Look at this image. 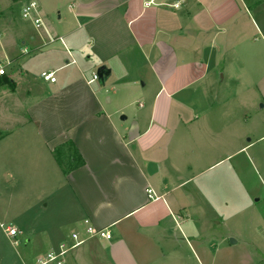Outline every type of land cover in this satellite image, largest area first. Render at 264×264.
Listing matches in <instances>:
<instances>
[{"label": "crops", "instance_id": "0c3cea01", "mask_svg": "<svg viewBox=\"0 0 264 264\" xmlns=\"http://www.w3.org/2000/svg\"><path fill=\"white\" fill-rule=\"evenodd\" d=\"M56 1L57 24L42 22L28 38L29 52L11 43L0 55L15 60L44 52L49 62L40 73L54 72L52 84L25 70L6 78L13 84L10 93H22L6 110L25 114L27 128L8 130L0 139H12L4 151L10 168L21 159L26 137L33 139L31 162L45 172L36 187L56 200L52 232L74 228L50 250L72 244L73 233L83 237L80 226L88 220L111 236L90 237L70 250L65 257L71 264H259L239 241L228 242L230 228L216 230L232 219L225 213L230 197L213 196L219 185L229 195L231 153L211 114L221 105L222 125L220 111L229 100L209 96L226 79L221 74L219 81L218 66L237 73L231 69L232 44L248 41L243 58L249 53L253 59L255 44L264 43L263 2L253 0L249 7L246 0H158L150 6L149 0ZM22 49L27 53L20 54ZM100 66L110 73L93 89L95 83L87 82ZM106 86L118 106L128 102L130 115L116 119L119 110L105 107L114 99L101 101L100 88ZM69 140L83 165L64 175L51 150ZM31 162H24L22 173Z\"/></svg>", "mask_w": 264, "mask_h": 264}, {"label": "rangeland", "instance_id": "374dc122", "mask_svg": "<svg viewBox=\"0 0 264 264\" xmlns=\"http://www.w3.org/2000/svg\"><path fill=\"white\" fill-rule=\"evenodd\" d=\"M258 1H262L264 6V0H254V2ZM30 2H35L37 7L31 11L30 18L23 19L22 9L28 6ZM57 2L56 0H0V55L1 49L11 43L26 46L29 52L27 47L28 38L34 36L37 31V27L32 24L31 18H39L40 24L38 27H41L42 22H49L52 26H55L59 12ZM246 2L251 7L250 4L253 0H246ZM260 14L264 18V12ZM238 44H232L234 46L231 49L230 56L234 59L230 61L232 68L229 67L232 71L236 70L237 73L229 75L226 66L223 68L218 66L219 70L216 71L219 81L221 74H224L226 79L221 84L217 82L218 86L214 91H210L209 96L210 98L214 97L215 100H229V103L220 111L225 112V115H219L224 121L222 125L217 123V111L221 105H216L211 114L215 119L216 132L224 131V141L225 143L229 142L231 153L229 195L227 186L221 187L219 185L218 188L216 186L213 196L216 200L223 197V195L225 198L230 197L229 209L225 213H231L232 219H229L230 224L215 225L216 230L222 232L230 228L232 235L230 239L234 241L236 239L241 245L245 246L252 260L264 264V93L261 95L259 91L260 82L264 80V43L259 41L255 44L256 50L259 49L255 50L256 56L253 59L249 53L246 58H243V46L245 47L243 44L250 43L244 41L241 43L242 45ZM235 52H237V57H234ZM225 55V52L221 53V65L225 60ZM48 62L49 60L47 56H44V52H37L36 55L28 53L15 59L8 67L7 73L14 76L16 71L25 70L36 81H39L38 74L47 66ZM96 86L95 83L92 88L94 89ZM0 88H4L0 89L1 139L6 131L20 129L21 127L24 130L27 126L25 127L23 122L25 116V114H22L23 109L21 107L23 104L21 107L14 106L23 116L15 113L12 115V112L10 115L6 110L13 107V101L21 97L22 93L20 91L17 94L14 93L15 95L10 93L8 90H12L13 86L4 82L0 83ZM112 96L113 93L109 91L107 86L100 88L99 97L103 104L106 102V97L113 99ZM112 101H115V104L111 102L109 105H105L108 110L112 112L123 110L114 114L116 119H119L126 111L130 115L125 106L128 102L122 105L123 109L118 106L115 98ZM17 102L20 103L19 100ZM26 139L20 148L19 155L21 159L11 168L9 167V161L6 159L4 161V151L10 150L12 139L0 142V264H37V259L41 255H45L53 245L60 241V238H66L74 231L72 226L64 225L60 227L58 235L52 232L57 220L55 218L56 213L51 209V205L56 200L54 197H50L49 194L41 195L40 188L36 187V184L40 183V176L45 172L36 170L37 164L31 162L34 160V153L29 152V149L33 139L28 137ZM219 141V137H216V142ZM71 144L75 147L72 142ZM246 145L248 147L240 152L239 149ZM60 157L61 162L67 164L68 160L66 158L68 155L63 156L62 154ZM24 162L26 164L31 163L27 166L29 167L28 171L23 170L22 173L20 167L24 165ZM82 165L78 166L77 169ZM13 169H16V171H13ZM215 173H217V169ZM14 176L18 180L15 181ZM217 180L218 178L215 177V181ZM82 226L83 223L80 229H82ZM10 227L20 231L15 239L8 238L4 232L6 228ZM15 240L18 242L17 245ZM67 256H70V254ZM68 258L64 256L63 264H71Z\"/></svg>", "mask_w": 264, "mask_h": 264}, {"label": "built area", "instance_id": "2783aa9c", "mask_svg": "<svg viewBox=\"0 0 264 264\" xmlns=\"http://www.w3.org/2000/svg\"><path fill=\"white\" fill-rule=\"evenodd\" d=\"M157 1L158 0H149L148 2L145 3V5L150 6L151 4L156 3ZM36 7L37 6L35 2H30L28 6L22 9V18L23 19L30 18L31 11L35 10ZM172 7L178 8L179 4L175 3ZM31 21L35 27H38V25L40 24V20L37 17L34 18L32 17ZM26 53L27 51L25 49H22L20 51V54H26ZM68 54L70 55L69 52ZM13 61H14V57L9 53H4V55L0 56V82L3 79L8 78L9 75L7 73V69L13 63ZM74 63H75L74 60H71L69 64H74ZM39 76L43 82H47L50 84L55 82L54 72H42L40 73ZM97 81H98V77L96 75V72H92L87 84L90 85ZM82 223L84 228L83 237L80 236L78 233H73L70 237L72 240V244L68 245L67 243L62 242L57 246L56 249L49 250L45 253V255L38 258L36 261L37 264H62L64 256L68 252H70V250L85 242L86 239L90 237H98L99 239L102 240H108L111 236V233L107 228L97 229L93 227L88 220H84ZM4 232L10 239H15L19 235L18 230L14 228H6ZM17 243H18L17 240H15L16 245Z\"/></svg>", "mask_w": 264, "mask_h": 264}, {"label": "trees", "instance_id": "16d2710c", "mask_svg": "<svg viewBox=\"0 0 264 264\" xmlns=\"http://www.w3.org/2000/svg\"><path fill=\"white\" fill-rule=\"evenodd\" d=\"M1 82H4L10 86H13V84L6 78L3 79ZM65 143L62 144L61 146L59 145V146L55 147L51 151V156L54 159V161L56 162V164L59 166V168L63 172V174L67 175L69 172H71L74 169H77L78 166L82 165L83 160L80 157V155L78 154L75 147L72 146L70 141H67ZM62 154H63V156L68 155V157L66 158L68 160L67 161L68 165L63 164V162H61L60 155H62Z\"/></svg>", "mask_w": 264, "mask_h": 264}, {"label": "water", "instance_id": "95a60500", "mask_svg": "<svg viewBox=\"0 0 264 264\" xmlns=\"http://www.w3.org/2000/svg\"><path fill=\"white\" fill-rule=\"evenodd\" d=\"M109 70L105 67V66H100L97 68L96 70V75L98 77V82L100 84H103L106 80V78L109 76ZM121 120H124V117H121ZM230 244H234L235 241L234 240H229Z\"/></svg>", "mask_w": 264, "mask_h": 264}]
</instances>
